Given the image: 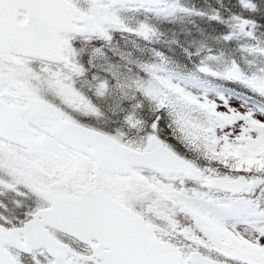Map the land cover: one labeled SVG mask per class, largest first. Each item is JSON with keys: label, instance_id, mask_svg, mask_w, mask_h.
<instances>
[{"label": "snow or ice", "instance_id": "obj_1", "mask_svg": "<svg viewBox=\"0 0 264 264\" xmlns=\"http://www.w3.org/2000/svg\"><path fill=\"white\" fill-rule=\"evenodd\" d=\"M181 14L0 0V264H264V41L233 15L186 71L155 47Z\"/></svg>", "mask_w": 264, "mask_h": 264}, {"label": "trees", "instance_id": "obj_2", "mask_svg": "<svg viewBox=\"0 0 264 264\" xmlns=\"http://www.w3.org/2000/svg\"><path fill=\"white\" fill-rule=\"evenodd\" d=\"M258 3H264V0H257ZM185 6L194 8L196 11L203 12L205 15H178L175 19L165 21L160 24V30L163 33L160 43L155 47L164 51L166 55L174 62L180 64L186 71H192L195 65L199 64L201 57L193 55L189 59L183 49L187 48L194 52L195 46L206 44L208 48L215 51H222L220 47L225 34L233 31V15H239L245 19H254L257 23L256 36L264 41V14H251L240 8L238 0H183ZM219 13L222 21L211 20L209 17ZM171 41H177L173 44ZM249 42L247 38L232 40L227 43V55L241 59L244 55L240 51V45ZM223 55V54H222ZM212 67L222 72L224 61H218L212 64ZM231 87V85H226ZM248 95H252L248 93Z\"/></svg>", "mask_w": 264, "mask_h": 264}]
</instances>
